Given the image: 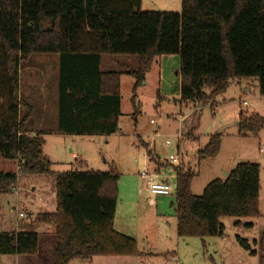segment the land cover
<instances>
[{"label": "trees", "instance_id": "trees-1", "mask_svg": "<svg viewBox=\"0 0 264 264\" xmlns=\"http://www.w3.org/2000/svg\"><path fill=\"white\" fill-rule=\"evenodd\" d=\"M143 0H0V155L17 172H0V195L15 191L20 174L55 179L56 211L39 214L18 232H0V255H36L37 229L54 227V264L95 257H142L137 241L117 232L114 219L121 174L75 169L55 172L44 154L45 133H31L34 107L21 95L20 69L34 55H57V132L111 136L120 131L121 74L101 69L104 57H136L127 74L136 82L131 104L140 112L137 89L156 59L178 56L183 105L214 108L235 81H257L264 96V0H182L180 13L145 12ZM112 64V63H111ZM160 98V94L158 92ZM2 104V105H1ZM239 138L258 136L264 118L242 111ZM192 131L189 132V136ZM149 164H163L149 145ZM222 134L209 137L196 154V166L174 167L177 235L180 239L218 238L224 218H260L261 166L242 162L224 179L211 181L201 196L191 185L201 162L219 156ZM236 226L251 228L252 224ZM240 246L252 250L237 237ZM264 264V230L259 242Z\"/></svg>", "mask_w": 264, "mask_h": 264}, {"label": "rangeland", "instance_id": "rangeland-1", "mask_svg": "<svg viewBox=\"0 0 264 264\" xmlns=\"http://www.w3.org/2000/svg\"><path fill=\"white\" fill-rule=\"evenodd\" d=\"M176 5V9H179L180 6ZM159 7L154 0H146L143 11L160 12L163 9L172 8V6H168L170 8L161 6V10H157ZM172 11L179 13V10ZM44 57L48 56L45 54L34 55L28 62L22 63V92L27 91L28 72L35 70L32 72L33 75L40 74L38 66L41 67ZM112 59H116L118 62V66L113 68L114 71L121 74L122 117L120 118V131L111 136L77 139L75 144L72 141H66V143L50 141L48 143L53 144L49 145L46 152L56 157L53 162L55 172H67L75 169V160L72 159L74 152L82 153L83 157L88 159L92 169L101 168L107 171L111 164L117 167L121 174L118 184V224L120 222L126 224L124 226L126 233L137 239L138 249L145 256L97 257L98 259L95 261L78 259L72 261L71 264H259L261 257L259 242L264 230V154L259 152V145L264 144V130L258 136L235 137L238 132L235 124L241 111H245L248 115L258 114L264 118V96L259 93L258 83L248 97L249 106L247 107L239 102L238 88L233 87L229 91L230 95L223 96L226 98L225 103L222 102V98L218 99V112L213 114L209 106H201L203 108L197 111V114L189 116L185 125L188 126L194 120L201 135L198 143L191 139L181 140L178 138L181 120H186L185 116L190 115L194 111V107H188V109L184 106L180 107L176 93L166 95L164 100L158 96L160 71H162L160 70V58L156 59L151 71L146 75L145 81L137 89L141 114L136 122L132 116L133 107L131 104L132 89L136 80L127 73L138 68L137 58L117 56ZM167 62V59L163 61L164 78L168 79L169 74V84L174 86L177 82L176 72L178 69L173 64L169 67ZM29 67L34 69L27 71ZM38 115V119H41V112ZM151 120H154L155 125L151 124ZM220 131L226 133L221 155L216 160L201 162L199 174L192 183L193 194L201 196L204 188L211 181L224 179V174L218 170L219 166H227L232 170L238 163H256L261 166V216L260 218L222 219V224L225 227L222 237L180 239L176 231L174 167H186L191 164L194 169L196 166L194 156L200 149L199 146L206 143L210 135ZM139 138L149 145L154 156L158 157L161 164L164 165L158 173L159 180L170 186L172 189L170 196L155 197L151 195L145 182L141 179L140 173L145 165H148L153 171L156 169L154 165L149 164L147 150L139 143ZM65 140H71V137H66ZM167 141H170L171 145H167ZM178 146L180 150H178ZM171 156L176 157L180 165L170 164ZM212 166L213 171L209 173L208 170ZM14 169L15 162L0 155V172H9ZM34 186H38L37 191L33 190ZM55 193L53 177L21 175L13 193L0 195V218H7L10 222H14L17 211H12V208L19 195L23 199L41 194L50 197ZM152 197L156 200L155 205L150 204L148 200ZM237 222L253 226L251 228L239 227L235 225ZM1 229H4L2 219H0V231H2ZM237 237L248 241L255 254L252 255L249 251L244 250L237 241ZM172 253L175 255L172 256ZM54 261V246L50 241L46 242L41 239L39 252L36 255H23L18 258L12 255H0V264H54Z\"/></svg>", "mask_w": 264, "mask_h": 264}, {"label": "crops", "instance_id": "crops-1", "mask_svg": "<svg viewBox=\"0 0 264 264\" xmlns=\"http://www.w3.org/2000/svg\"><path fill=\"white\" fill-rule=\"evenodd\" d=\"M145 1L146 0H143L142 10H143V6H144ZM154 1H155L156 5L160 6L159 8H157V10H161L160 9L161 6H165L163 8H166V7L170 8L168 6H172V8H171L172 10H179L178 12L179 13L181 12L182 0H178L179 1L178 3H177V0H154ZM173 4H175V5L173 6ZM176 4H178L180 6L179 9H176L177 8ZM171 9H163V10H168V11L162 10L160 12H174ZM169 10H171V11H169ZM46 56H48V57L43 58L44 62L42 63L41 67L38 66L40 74L33 75L32 72L35 70L31 71V69H34V68L33 67L28 68L27 71H31V72H28V78L26 77V79H29V80H27V91L22 92V89H21V95L25 101H27L29 104H31L34 107V115L28 124V130L31 133H38L39 132V133H45L46 134L44 136V138H45L44 154L53 164L54 160L56 159L55 155H50L49 153L46 152L47 148L49 147L50 144H53L56 141H58V143H66V141H72V143L75 144L78 141L77 139H82V138L89 139L91 137H104V136H91V137L77 136V135L69 136L67 134L57 132V113H58L57 79H58V69H59L58 68L59 67V64H58L59 58L57 55H46ZM160 59H161L160 70H162V71H160L161 72L160 73L161 79H160V84L158 87L160 98L164 100L166 95L176 93L179 100H180L181 82H180V76L178 74V73H180L179 57L178 56H163ZM162 59H163V61H165L167 59V61H168L167 63H168L169 67H171L173 64L178 69V71H177L178 73L176 72V74L178 75L177 76V82H176V85H174V86H170V84H169V74H168V79L164 78V72H163L164 69H163ZM22 65L23 64H21V69H20V86L22 85V80H21L22 79V73H23ZM114 66H118V62L116 63L115 60L113 62V60H110L107 57L103 58L102 66H101V69L103 71H105V72L114 71V69H113ZM256 83H257L256 81H252V80L235 81L232 83L231 87L229 88V90L227 91V93L225 95H230L229 91L231 88H233V87L238 88V95H239L238 99H239V102L242 104V100L244 99V96H245L244 90L248 89L252 93V90L256 87ZM21 88H22V86H21ZM221 98H222V102L225 103L226 98H224V97H221ZM181 106H184L187 109H188V107H192V105L180 104V107ZM193 107H194L193 108L194 113L191 112L190 115H186V116L183 115V116H185L186 120H181V122H180L181 128L178 131V133L182 135L181 140L186 138L188 140L191 139V141H195V142L199 143L201 135L199 134V132L196 128L197 125L194 124V120H192L188 126L185 125V123L189 120V118L193 114H197V111H200L203 108L201 106H193ZM210 109H211L212 113L214 114V113L218 112L219 105L217 104L214 108L210 107ZM39 112H41V114H42L41 119H38V117H39L38 113ZM180 113L182 114V111H180ZM238 118H239V115H238ZM237 124H238V119H237L235 125L237 126ZM190 131H192V133H191L192 135L189 136ZM217 134H222V148H221V150H222L223 145H224V135L226 136V133H224V131H220ZM66 137H71V140H65ZM235 137H238L237 134ZM50 141H52L53 143H48ZM207 142H209V140L206 141V143H203L202 146H199L200 149H198L197 152L199 150H201V148H204L208 144ZM178 150H180L179 146H178ZM197 152L195 153V156H194L195 159H196ZM221 152H220L219 156L221 155ZM218 157L214 158L213 160L218 159ZM72 159L75 160V165L78 162H84L85 167H87V169H92V168H90L88 159L83 157L82 153H80V154L75 153V152L72 153ZM213 160L211 159V160H206L203 162L205 163L207 161H213ZM104 164H106V162H104ZM189 166H191V164H188L186 166V168ZM200 168H201V164L199 165L198 170H200ZM93 170L104 171V169H101V168L100 169H93ZM218 170H220V173L224 174V178H225L226 177L225 175L228 174L230 172L229 170H231V169H229L227 166H219ZM17 171H18V167H17V163L15 162V169L12 171H9V172H17ZM212 171H213V166L210 167L208 172L212 173ZM214 171H215V168H214ZM2 172H8V171H2ZM56 172H58V171H56ZM159 172H160V170L158 171V173ZM198 174H199V171H198ZM21 175L27 176L24 174H20L19 179L21 178ZM192 189L193 188L191 185V190ZM33 190L37 191L38 186H34ZM192 193H193V191H192ZM18 197L19 198H17L15 206L12 208V211H14V210L17 211V215H16L14 222H10L9 219L7 220V218L1 217L0 219H2V221H3L4 229H1L2 231H0V232H18V231H20L22 226L29 224L39 214L53 213L56 211V205H57L56 204V193L54 194V196L51 195L50 197L46 196L45 194L44 195L41 194L40 196H28V198L25 197L23 199H21L20 195ZM148 200H149L150 204L155 205L156 200L153 197L149 198ZM20 214H24L25 217L20 218L19 217ZM117 214H118V204H117V210H116V215H115V219H114L115 230L117 232L123 234V235L132 237L137 241V239L135 237H133L129 233H126V231H125L126 228H124V226L126 224L124 225L121 222L118 224ZM176 231H177V224H176ZM37 232L39 233L41 240H44L46 242L50 241L53 246L55 245L54 227L48 226V225H42L37 229ZM171 255L174 256L175 254L172 253ZM12 256L17 257V258L20 257L18 255H12ZM95 259H98V258L95 257V258L91 259V261H95Z\"/></svg>", "mask_w": 264, "mask_h": 264}, {"label": "built area", "instance_id": "built-area-1", "mask_svg": "<svg viewBox=\"0 0 264 264\" xmlns=\"http://www.w3.org/2000/svg\"><path fill=\"white\" fill-rule=\"evenodd\" d=\"M250 94H251L250 90L248 89L244 90L245 96H244V99L242 100V104L245 107L249 106L248 97ZM151 124L155 125L154 120H151ZM178 138L181 139L182 135L179 134ZM166 143L167 145L171 144L170 141H167ZM259 152L261 154H264V144L259 145ZM169 162L170 164L180 165L179 160L174 156H171L169 158ZM140 177L145 182L147 190L150 192L151 195L158 197V196H170L172 194V189L170 188V186L160 182L158 172H156L155 170L154 171L151 170L148 165L144 166L143 171L140 173ZM19 217L24 218L25 215L20 214Z\"/></svg>", "mask_w": 264, "mask_h": 264}, {"label": "water", "instance_id": "water-1", "mask_svg": "<svg viewBox=\"0 0 264 264\" xmlns=\"http://www.w3.org/2000/svg\"><path fill=\"white\" fill-rule=\"evenodd\" d=\"M225 176H227V174Z\"/></svg>", "mask_w": 264, "mask_h": 264}]
</instances>
